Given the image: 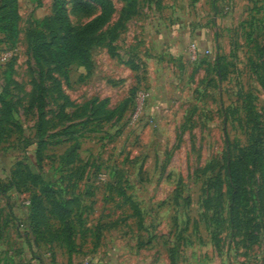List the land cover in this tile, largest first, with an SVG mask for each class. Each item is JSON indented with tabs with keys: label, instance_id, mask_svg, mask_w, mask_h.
<instances>
[{
	"label": "rangeland",
	"instance_id": "obj_1",
	"mask_svg": "<svg viewBox=\"0 0 264 264\" xmlns=\"http://www.w3.org/2000/svg\"><path fill=\"white\" fill-rule=\"evenodd\" d=\"M74 1L79 31L92 17ZM111 1L96 37L116 40L68 80L36 58L54 0H18L17 37L0 32V263L264 264V162L244 173L246 206L229 197L230 164L264 153V0H138L131 18ZM33 173L71 202V245Z\"/></svg>",
	"mask_w": 264,
	"mask_h": 264
},
{
	"label": "trees",
	"instance_id": "obj_2",
	"mask_svg": "<svg viewBox=\"0 0 264 264\" xmlns=\"http://www.w3.org/2000/svg\"><path fill=\"white\" fill-rule=\"evenodd\" d=\"M75 0L74 10L86 14L92 19L83 27L76 31L72 26L67 14L66 0H54V21L59 25L58 31H54L52 39L41 43L36 48V58L39 63L46 62L54 67V72L61 78L68 80L70 69L73 65H80L86 71L92 69L91 52L94 47H102L106 41L113 43L116 40V34L111 32L109 39L105 36L96 37L97 33L111 20L115 8L111 0ZM126 7L123 10L126 18L134 17L138 11V0H123ZM94 5V6H93ZM6 12L0 19V32L8 34L12 38L18 35V0H6ZM98 11V15H92ZM94 16V17H93ZM113 47H110L112 50ZM49 77L57 83V90L60 89L59 82L49 74ZM261 86L264 90V78L261 79ZM107 101L101 103L100 111L107 115L109 119L114 116V111H104ZM3 108L0 111V141L5 134V124L12 121V106L9 101H3ZM45 119L42 109L39 112V137L40 143L37 151V163L41 166L44 156V136ZM264 162V153L257 147L249 152L241 151V157L231 163L229 166V197L231 211H237V208L246 206V190L242 185L244 173L250 166L256 167ZM34 186L40 187L41 193L45 195L49 212L54 215L63 225V231L66 233L69 245L72 244L74 227L70 221L69 206L71 202L60 203L52 198L51 190L45 186V183L39 173L28 175ZM1 264V263H0Z\"/></svg>",
	"mask_w": 264,
	"mask_h": 264
},
{
	"label": "built area",
	"instance_id": "obj_3",
	"mask_svg": "<svg viewBox=\"0 0 264 264\" xmlns=\"http://www.w3.org/2000/svg\"><path fill=\"white\" fill-rule=\"evenodd\" d=\"M79 264H90L89 261L85 260V261H82L81 263Z\"/></svg>",
	"mask_w": 264,
	"mask_h": 264
}]
</instances>
